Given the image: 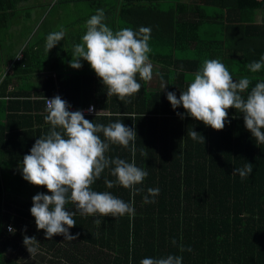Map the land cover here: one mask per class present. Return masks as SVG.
Segmentation results:
<instances>
[{
  "label": "trees",
  "instance_id": "trees-1",
  "mask_svg": "<svg viewBox=\"0 0 264 264\" xmlns=\"http://www.w3.org/2000/svg\"><path fill=\"white\" fill-rule=\"evenodd\" d=\"M24 1L0 0V33L5 27L20 24L18 11ZM82 1L74 2L78 7ZM105 1L108 5L118 3V0ZM162 1L150 3L151 20L132 26L122 24L120 29L127 27L138 32L136 27L139 26L151 28L149 61L160 64L163 71L160 79L165 87L151 88L149 81L141 80L137 74L140 91L121 101L116 95L108 96L107 87L87 61H81V69H74L61 60L54 69L56 74L52 72L44 81L43 90L47 83L53 84V90L39 92V100H25L27 94L21 85L18 90H9L14 77L19 75L27 81L31 78L29 72L44 69L49 60L38 64L36 57H32L39 52L36 41H30L27 47L19 50L17 58L13 55L7 60L8 63L12 61L10 68L14 75L6 74L0 84V105L5 113L4 123L0 121V137L4 139L0 145L4 144L11 154H2L5 151L0 150V264H24L19 254L25 235L35 237L50 249L59 245L52 255L55 258L63 255L74 264H81V254H87L77 253L75 244L78 242L93 247L89 264H140L146 257L165 258L168 255L181 256L182 264H264V144L256 142L245 126L243 114L234 108L228 110L230 123L226 122L222 131H216L187 115L182 105L173 109L167 99L168 92H174L179 98L205 59L220 60L234 80L250 78L248 92L256 83L264 81V68L258 73L247 68L249 63L264 57V24L255 22L256 10L264 9V0L178 2L167 10L159 7ZM123 5L138 4L125 0ZM188 5L187 11L197 13L198 20L180 23L181 8ZM155 11L168 15L172 26L152 25L153 14L158 16ZM109 20V25L114 27L115 19ZM230 37H244L245 41L238 47L231 46L228 44ZM19 53H22L20 58ZM248 92L243 94L245 98ZM56 94L75 106L94 105L96 113L85 118L95 124L107 126L119 121L134 128L137 133L135 163L148 172L144 181L135 186L143 191L133 197L131 189L118 183L107 188L105 179L115 182L116 177L111 175L114 166L105 169L92 189L108 191L132 204L135 215L115 218L77 213L73 217L76 226L69 230L73 236L79 233L73 241L65 240L63 235L46 239L45 230H38L31 214L33 205L6 203L1 170L3 159L22 165V143L26 148L35 144L22 140L30 138V132L40 138L51 127L49 124L41 130L38 126L39 132L38 127L32 129L29 123L30 128L21 131L18 129L21 126L16 127L12 122L26 117L13 110H31L27 114L29 120L45 117L44 98ZM193 130L205 138V143L191 139L188 131ZM98 135L104 139L103 133ZM130 148L131 142L129 148L110 144L106 156L131 163ZM247 163L253 166L251 174L244 179L239 174L232 175L235 168H243ZM149 188H158L159 194L149 197L154 202L146 204L144 196ZM42 193L51 194L46 187L42 188ZM65 208L75 211L72 203ZM96 219L101 222L95 223ZM9 226L15 230L14 234L8 230ZM181 247L185 251H180Z\"/></svg>",
  "mask_w": 264,
  "mask_h": 264
},
{
  "label": "clouds",
  "instance_id": "clouds-1",
  "mask_svg": "<svg viewBox=\"0 0 264 264\" xmlns=\"http://www.w3.org/2000/svg\"><path fill=\"white\" fill-rule=\"evenodd\" d=\"M104 21L103 9H98L87 20V31L82 36V42L73 46L70 66L81 69V60L87 61L107 87L108 96L116 95L124 101L141 89L137 74L145 82L152 79L153 65L149 61L151 28L142 26L137 32L125 27L114 32ZM65 35L62 26L59 31L48 34L45 51L50 52ZM247 68L252 73L260 72L264 68V57L249 63ZM250 83L248 77L234 80L220 60L205 59L179 98L174 92H168L167 99L173 109L182 105L187 115L216 131H222L226 122L230 123L228 110L234 108L243 114L245 126L256 142L264 144V81L256 83L248 92ZM246 92L245 98L243 94ZM69 107L59 95L46 99L47 115L44 119L50 124V130L36 140L30 154L25 155L22 162L23 178L35 186L46 187L51 193L36 194L30 209L38 230H45L48 240L55 235H63L67 241L76 240L79 233L73 236L69 230L76 226L73 217L77 213L115 218L125 214L135 215L132 204L108 191L92 189L105 169L114 166L111 167V175L116 177L115 182L105 179L107 188L111 189L118 183L131 189L133 197L143 191L135 186L148 176V172L135 163L137 133L134 128L119 121L107 126L95 124L86 119L82 111H69ZM88 111L91 113L95 109L90 107ZM177 115L184 118L180 113ZM98 133H103L104 139ZM188 135L193 140L205 143V138L195 130L188 131ZM130 142L131 163L119 157L112 159L106 156L110 144L129 148ZM252 172V164L247 163L243 168H235L232 175L239 174L244 179ZM158 194V188H149L144 203H153L154 200L149 197ZM68 203L75 205V211L66 210ZM100 222L99 219L95 220L97 224ZM9 231L15 233L11 227ZM23 243L31 254L37 251L35 245L38 241L35 237L25 235ZM180 251L185 249L181 247ZM187 251L190 252L191 248ZM182 261L181 256L168 255L165 258L146 257L140 264H182Z\"/></svg>",
  "mask_w": 264,
  "mask_h": 264
},
{
  "label": "crops",
  "instance_id": "crops-1",
  "mask_svg": "<svg viewBox=\"0 0 264 264\" xmlns=\"http://www.w3.org/2000/svg\"><path fill=\"white\" fill-rule=\"evenodd\" d=\"M55 1L56 0L50 2L46 0L45 2L42 0H26L21 4L20 7L22 10H26L28 17L31 18L33 14L38 13L35 18L36 20L38 19V22L35 23L34 29L32 30L31 34L28 32L29 36L25 40H23L24 38H22L21 41L17 44L18 51L24 49L25 46L27 47L29 43H31L30 41H32V37H33L32 35L34 33V30L39 29L40 32H43L40 38L36 40L38 44L37 46L39 52L37 56H32V57H36L38 64H42V62H45L46 61L45 59L49 60L48 62L49 65L46 66L44 69L36 70L32 73L29 72L28 75L31 76V78L27 81L24 80L23 77L21 79L19 75L14 77V84H11L9 86V90H12L14 88L15 90H18L17 88L21 85L22 86L21 88H23L25 90L24 92H26L27 94V96H25L26 98H24L25 100L28 99L31 101L39 100L40 95L38 93L43 90L44 81L46 80V77L50 75L52 72L53 75L56 74L54 72V69L56 66H58L59 64L58 61L62 60L68 63L72 61L73 46L75 44H79L82 42V36L87 31L86 22L88 19H90L92 15L96 14V11L98 9L104 10L105 13L104 23H106L110 28L112 29L114 28L113 31L115 32L120 30V26L122 24L128 23L130 26H132L133 23L138 24L139 22H147L149 19L151 20L152 7L150 3L156 0H132L135 4H138L133 6L123 5L125 3V0H118V3L113 5L105 4L106 3L105 0H84L88 5L86 9H82V8L79 9L74 2L76 0H67V4H64L63 7L65 8L66 12L72 13V15L69 14V20L64 23L62 22V17H61L62 16L61 13L63 11L62 7L56 9L54 18L51 17L52 14L51 12L55 9L56 6ZM178 2H183L186 4H191V3L203 4L204 0H164L161 3H159V7L162 10L172 9V6ZM189 8L190 5L181 8V14L179 19L180 23L187 24L191 19H194V21L198 20L197 13L187 11ZM155 13L157 14L158 11H155ZM80 18L82 19V22H78V19ZM109 19H115V21L113 22L114 27L110 26L111 24ZM106 20H109V22H107ZM152 22H153L152 25H157L160 23L170 27L172 26V20L169 19L168 15L164 14L161 11L158 13V16L156 15L154 17L153 14ZM255 22L257 24H264V9L259 8L256 10ZM61 26L66 32L64 39L60 41L53 49H51L50 52H46L45 44L48 34L55 31H59L61 29ZM12 27L14 29L16 26L13 25ZM140 27L142 26L136 28L139 29ZM24 34L25 33L23 32L21 37H24ZM152 36H153V31H151V37ZM42 38L43 40H40ZM229 39L230 42H228V44L236 47L240 46L243 43V41H245L244 37H230ZM151 64L153 65V70H154L153 72L156 74V79H155L156 85L154 87L151 86L150 87L155 89L159 86L165 87V83L160 79V75H162L163 73V71H161L160 64L154 62H151ZM12 65H13L12 63L4 64L5 66L4 70H6V74L14 75L12 68H10ZM5 75L0 77V84L5 78ZM154 78H152L149 81V83ZM46 90L47 91L53 90V84L47 83L43 91ZM2 99L9 100L10 98H2ZM15 108L16 109L19 108V105H15ZM13 111L18 115H21L22 117H26L23 118L22 120H16V121L14 120L12 122V124H14L16 127L21 126L18 127V129H21V131H23L26 128L29 129L30 127L32 129H37L38 126H40L41 130H43V127L46 126L48 127L49 125L48 123L45 122L44 116L39 117L38 119L34 118L35 120L33 118L29 120L27 114L29 115V113H31L30 112L31 110L21 108L19 110H13ZM32 114L34 113L32 112ZM0 116H1L0 121L4 123L5 113L4 111H2L1 105H0ZM29 123H31L30 127L28 125ZM16 124H22V125H16ZM16 127L14 129H17ZM38 131H39V127H38ZM44 134L45 133H42L41 136L40 135L39 136L42 137L44 136ZM30 136H31L30 138H26L25 140H22V142L34 144L35 141L38 139V136L36 138L35 135H33L31 132H30ZM1 140L4 139L0 137V144L2 143ZM21 146L23 149L21 151L23 157L27 154H30V150L32 146L26 148V145L25 147H23L24 146L23 143ZM0 150L5 151L2 154L11 155L9 153V149H6L4 147V144L0 145ZM1 170L3 172L4 187L6 189L5 192L6 203H10L11 205H15V204H22V205L24 204L26 206L33 205V200H29V201L25 200V202L24 201L20 202L16 200L14 195L15 193L10 190L11 189L14 190L18 187L38 188L36 193L38 194V193H42L43 187L35 186L30 182L26 181L22 175V165L14 164V162L11 159L10 160L3 159ZM35 246L37 248V251L34 254H31L28 251V249H26L27 247L24 245V243H21V247H20L21 253L19 254L20 255L19 259H21L22 262H24V264H74L71 261L65 259L63 255H60V257L57 256L56 258L52 255L53 251L57 250L59 245L56 246L55 249H50L49 247L44 245L41 241H38V243ZM75 246L77 247V253L87 252L86 255L81 254V261H82L81 264H89L90 263L89 253L92 252L93 247L88 246L86 244L84 245L83 242L82 243L78 242L75 244ZM62 247L65 246L62 245ZM11 250L13 251L15 249L11 247ZM61 250L64 249L61 248ZM17 251L19 250L17 249Z\"/></svg>",
  "mask_w": 264,
  "mask_h": 264
},
{
  "label": "rangeland",
  "instance_id": "rangeland-1",
  "mask_svg": "<svg viewBox=\"0 0 264 264\" xmlns=\"http://www.w3.org/2000/svg\"><path fill=\"white\" fill-rule=\"evenodd\" d=\"M45 2V0H42ZM46 1H54V0H46ZM48 4V3H47ZM46 4V5H47ZM64 4H67V0H59V3L56 4L55 9L51 12V17H55L56 9L62 7V22H67L69 20V14L72 15V13H68L65 11V8L63 7ZM87 3L85 1L80 2L78 5L79 9H86ZM38 13L33 14L32 18L28 17L27 11L20 10L18 11V16L20 17V24H16V27L13 29V27H5L2 32L0 33V77L4 76L6 74V70L4 64H8V59L10 56H15L17 58L18 54V47L17 44L21 41L22 38L25 40L29 35L28 32L31 34L32 30L34 29L35 23L38 22V19L36 20V15ZM28 30V31H27ZM24 34V37L22 36V33ZM43 34V32H40L39 29L34 30L32 42L36 41L40 36ZM37 42V41H36ZM11 63V61L9 62ZM154 71V70H153ZM152 71V78H155L150 82V86L154 87L156 85V74ZM21 176V175H18ZM9 190V189H8ZM15 190V191H14ZM14 190H10L14 192L15 199L22 202L25 200H33V197L36 195L38 188H29V187H18ZM9 230V229H8ZM27 249V248H26Z\"/></svg>",
  "mask_w": 264,
  "mask_h": 264
},
{
  "label": "built area",
  "instance_id": "built-area-1",
  "mask_svg": "<svg viewBox=\"0 0 264 264\" xmlns=\"http://www.w3.org/2000/svg\"><path fill=\"white\" fill-rule=\"evenodd\" d=\"M21 56H22V53H19L18 58H20ZM57 95H59V94L46 96V97L44 98V100H45V107H46V99L54 98V97L57 96ZM59 96H60V95H59ZM60 97H61V96H60ZM61 98H62V97H61ZM62 99H63V98H62ZM63 100H65V101L68 103V105L70 106V107H69V111H77V110H80V111L83 112L84 116H86V115H93V114L96 113V109H95L94 105L81 106V107H79V106H75V105H73L69 100H66V99H63ZM90 107H94L95 111L90 113V112L88 111V109H89ZM9 227H11V226H9ZM9 227H8V229H9ZM11 228H12V227H11Z\"/></svg>",
  "mask_w": 264,
  "mask_h": 264
}]
</instances>
